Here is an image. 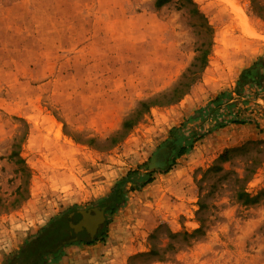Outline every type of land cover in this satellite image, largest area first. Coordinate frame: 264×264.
Segmentation results:
<instances>
[{"label": "rangeland", "instance_id": "rangeland-1", "mask_svg": "<svg viewBox=\"0 0 264 264\" xmlns=\"http://www.w3.org/2000/svg\"><path fill=\"white\" fill-rule=\"evenodd\" d=\"M0 264H264V0H0Z\"/></svg>", "mask_w": 264, "mask_h": 264}, {"label": "water", "instance_id": "water-1", "mask_svg": "<svg viewBox=\"0 0 264 264\" xmlns=\"http://www.w3.org/2000/svg\"><path fill=\"white\" fill-rule=\"evenodd\" d=\"M167 149L162 148L154 156L152 161V167L164 166L166 162H159L158 157L162 155ZM105 217V208L104 207H95L85 210H77L70 215V225L73 228L72 234L75 232H82L87 228L89 224H94V233L95 234L99 226L104 223Z\"/></svg>", "mask_w": 264, "mask_h": 264}, {"label": "trees", "instance_id": "trees-1", "mask_svg": "<svg viewBox=\"0 0 264 264\" xmlns=\"http://www.w3.org/2000/svg\"><path fill=\"white\" fill-rule=\"evenodd\" d=\"M188 150V148L183 147L180 152L178 153V156H182L184 153H186ZM129 175V174H128ZM149 182V181H148ZM105 201V217H106V210H110L112 212H114L115 210H117L118 208L121 207V205H123L124 201H125V195H124V191L121 187V184L116 186L114 188V190L112 191V193L106 198L104 199Z\"/></svg>", "mask_w": 264, "mask_h": 264}, {"label": "flooded vegetation", "instance_id": "flooded-vegetation-1", "mask_svg": "<svg viewBox=\"0 0 264 264\" xmlns=\"http://www.w3.org/2000/svg\"><path fill=\"white\" fill-rule=\"evenodd\" d=\"M83 232H85V230H83L82 232H79V233H83ZM31 262H33V260Z\"/></svg>", "mask_w": 264, "mask_h": 264}, {"label": "crops", "instance_id": "crops-1", "mask_svg": "<svg viewBox=\"0 0 264 264\" xmlns=\"http://www.w3.org/2000/svg\"><path fill=\"white\" fill-rule=\"evenodd\" d=\"M132 247H135L134 245H132Z\"/></svg>", "mask_w": 264, "mask_h": 264}]
</instances>
